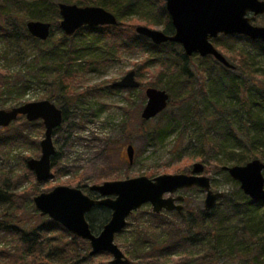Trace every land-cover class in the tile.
I'll return each mask as SVG.
<instances>
[{
    "label": "trees",
    "instance_id": "obj_1",
    "mask_svg": "<svg viewBox=\"0 0 264 264\" xmlns=\"http://www.w3.org/2000/svg\"><path fill=\"white\" fill-rule=\"evenodd\" d=\"M60 3L103 7L115 14L119 25L84 27L68 37L60 28ZM128 20H141L152 26L163 25L167 35L174 32L165 0H0V39L3 44L0 59L22 60L37 51V56L44 60H40L43 64L40 78H47L50 85L56 87L55 90L67 95L72 90L71 82L76 78V71L72 68L78 59L76 54L82 51L88 36L100 33L104 38L121 40L122 48L145 50L148 59L157 63L160 72H163L160 75H164L165 67L172 74L173 79L169 83L155 85L156 88L166 89L171 94V100L168 109L159 115L145 136L151 146H162L169 138L182 133L187 137L186 150L197 148L203 151L206 155L204 161L216 166L222 163L217 157L224 153L230 159L227 161H234V165H245L259 156L264 158V85L249 86L246 80H239L233 75L235 70H240L245 75H257L264 79V63L262 70L255 69V56L251 52L257 51L258 56L264 58V44L239 35H222L214 41L215 45L239 57L241 67L233 65L234 70H231L212 57L196 56L193 58L197 61L194 71L187 63L189 59L176 44L155 45L148 38L137 34L124 38L121 27H125L123 24ZM28 21L52 23L51 36L45 41L51 42L49 48L45 49V42L30 35L26 27ZM56 32L61 33L59 38H56ZM238 44L243 47L238 48ZM145 67L138 68L143 71ZM259 71L261 75H258ZM1 72L3 83L8 88L22 87L25 90L27 84L32 82L29 73L25 74L21 70L16 74L11 73L9 66ZM11 74L21 79L19 83L11 82L17 85L9 86L11 83L8 80L13 77ZM50 96L46 98L52 100ZM220 99L226 101L224 105H219ZM70 102L71 99L66 104ZM211 105L216 108L218 105L220 109L216 110ZM174 107L175 110H171ZM59 108L63 110L66 122L68 117L63 103ZM13 138L29 140L25 134L18 133ZM59 155L56 152L52 159V178L66 175L58 167L61 160ZM25 159L29 161V157ZM30 175L35 177L31 171ZM227 178L235 185V190L226 194L210 212L202 210L191 214L185 208L182 213H176L178 218L182 216L179 223L167 222L163 214L153 213V222L145 228L147 230L136 231L133 235V247L137 254L133 259L143 263L152 257L169 256L171 250L185 247L192 257H202L196 260L198 264H264V225L258 215L264 203L245 196L239 183L229 175ZM70 185L81 189L79 182H71ZM5 187V184L0 186V201H12L15 204L13 195ZM96 207L87 215L94 234L109 221L111 213L106 208ZM98 212H101V216L95 215ZM46 220L40 226L25 228L15 218L0 221V234L4 241L0 246V264H81L95 259L90 256L88 242L53 220ZM156 230L160 232L158 235L154 233ZM149 234L157 238L148 239ZM162 234H166L165 240L158 242ZM82 248L87 254L81 255ZM127 252L130 253V250L127 249Z\"/></svg>",
    "mask_w": 264,
    "mask_h": 264
},
{
    "label": "rangeland",
    "instance_id": "obj_2",
    "mask_svg": "<svg viewBox=\"0 0 264 264\" xmlns=\"http://www.w3.org/2000/svg\"><path fill=\"white\" fill-rule=\"evenodd\" d=\"M131 20L124 22L125 27H121L124 38H130L137 34L136 29L139 26L158 31L164 30V26L160 24L152 26L141 20ZM254 24L264 26V15L257 17ZM60 35V32H56V38H59ZM45 43V49L51 46V42ZM121 43V40L104 38L100 33L89 35L83 44L82 51L76 54L78 59L72 66L76 71V78L71 82L72 90L67 95L61 90H55L56 87L51 86L47 78H40V67L43 65L41 62L44 60L37 56V51L31 52L28 57L22 60L0 59V110L10 111L27 103L49 100L46 97L51 95L52 100L49 101L58 108L63 103L68 117L60 130L53 136L56 152L60 153L61 159L58 162V167L61 171H65L66 175L51 177L44 183H38L35 177L32 178L28 166L29 161L26 162L25 159L26 157H29V160L41 157L40 143L45 132L43 122L41 120L28 122L24 116H20L7 128H0V186L5 184V190L13 195L12 200L16 202L14 204L12 201L10 203L0 201V221H3L4 218H15L22 228L42 225L47 222L46 219L50 218L41 216L35 208L34 197L48 193L58 186L76 188V185H70L71 182H79L81 189L86 192L87 187L106 181L126 180L141 176L152 179L160 175L190 174L196 163L205 166V171L202 174L211 179L214 192H223L226 195L235 190V185L227 178L229 174L222 170V167L235 166L234 161H227L230 160L227 154L224 153L223 156L217 157L222 161L217 166L205 162L206 155L203 151L197 148L186 150L187 137L182 133L169 138L159 147H153L146 141V134L160 114L147 122L141 118V113L147 103L145 91L149 87L156 88L157 83H169L173 79L172 74H169L165 67L163 68L164 75H160L163 72H160L157 63H154L151 58L148 59L145 50L142 48L128 50L122 48ZM2 47L0 39V50ZM237 47L242 48L243 45L238 44ZM217 49L231 64L241 67L239 57L221 48L217 47ZM251 52L255 56V69L262 70L264 58L259 57L257 51ZM196 62L194 59L187 61L194 71ZM7 66L11 68V73L16 74L19 70L24 71L25 74L29 73L28 76L31 77L32 82L27 84L25 90L22 87L8 88L3 83L1 71ZM139 66H146V69L141 71ZM131 71L136 73V80L140 83V87L137 89L115 88L114 84L121 81ZM15 74H11L13 77L8 80L9 83L21 81L14 76ZM233 75L239 80H246L249 86L264 85V79L257 75H245L240 70H235ZM258 75H261V71ZM15 83H11L9 86L17 85ZM157 89L165 90L170 96V102L171 94L166 89ZM70 99L71 102L67 105L66 103ZM218 101L219 105H224L226 102L223 99ZM211 107L216 108L214 105ZM175 108H171V110H175ZM217 108L220 109V106L217 105ZM217 108L216 110H218ZM16 133L25 134L29 140L13 138ZM176 137H178L177 142ZM246 142H248L247 138ZM129 145H132L135 150L132 164L129 163L126 152ZM257 159L264 163V158L261 156ZM113 178L115 180H112ZM179 195L185 197L183 205L186 212L195 214L205 210L206 193L203 190L198 188L183 190ZM152 214V206L144 205L128 218L126 228L115 237V244L127 256L129 264H134V262L136 264H198L199 262L196 260H201L202 257L196 255L192 257L191 252L185 247L171 250L169 256L152 257L149 260H144L143 263L133 259L137 256L133 247L135 241L133 235L136 231L147 230L145 228H148L153 222ZM95 215L101 216V212ZM258 215L264 225V207L261 208ZM162 217L167 222L173 223H179V218L182 219V216L178 218L176 213L168 212H164ZM102 229L103 227L98 230L97 235ZM157 231L154 233L158 235L160 232ZM165 237L166 234H162L158 242L165 240ZM156 238V235L149 234L148 236V239ZM147 241L149 242V240ZM3 242L0 234V246L3 245ZM127 249L130 250V253L127 252ZM90 251L91 248L89 253ZM80 252L81 255L87 254L84 248ZM104 254L93 256L95 258L93 261L87 260L81 264L109 263L112 257L108 254L106 257Z\"/></svg>",
    "mask_w": 264,
    "mask_h": 264
},
{
    "label": "water",
    "instance_id": "obj_3",
    "mask_svg": "<svg viewBox=\"0 0 264 264\" xmlns=\"http://www.w3.org/2000/svg\"><path fill=\"white\" fill-rule=\"evenodd\" d=\"M165 6L174 28L172 35L145 26L136 29L139 36L148 38L155 45L179 44L188 57L195 54L202 58L212 56L225 67L233 69L234 66L217 50L212 40L220 35H240L264 44V26L254 24L257 17L264 15L263 0H165ZM58 10L60 28L68 37L84 27L119 25L115 14L99 6L80 7L60 3ZM26 27L32 37L42 42L47 41L52 33V24L48 22L28 21ZM114 87L137 89L140 83L136 80V73L131 71ZM145 95L147 103L141 118L147 122L167 109L170 96L165 90L153 87L147 88ZM20 116L28 122H43L45 132L40 143L41 157L30 159L28 166L38 183L47 182L52 177V159L56 155L53 136L64 123V112L49 100L27 103L10 111L0 110V128H7ZM134 151L132 145L127 146L131 164ZM223 170L239 183L245 196L264 203V163L261 160L223 167ZM204 171L205 166L196 163L190 174L160 175L152 179L141 176L92 185L90 191L97 193L101 197L99 200L79 188L58 186L34 197L33 201L41 216H48L71 234L89 242L91 257L105 253L112 257L110 264H127L129 259L115 244V237L126 228L128 218L144 205L150 204L155 214L164 211L181 213L185 197L174 195L192 188L206 193L204 208L207 212L224 198L223 192H214L211 179L202 174ZM96 206L111 212L109 221L98 235L92 232L87 220V215Z\"/></svg>",
    "mask_w": 264,
    "mask_h": 264
},
{
    "label": "flooded vegetation",
    "instance_id": "obj_4",
    "mask_svg": "<svg viewBox=\"0 0 264 264\" xmlns=\"http://www.w3.org/2000/svg\"><path fill=\"white\" fill-rule=\"evenodd\" d=\"M264 1V0H263ZM169 14V13H168ZM173 27V26H172ZM173 30H174V28H173ZM174 33V32H173ZM220 36H222V35H220ZM219 36V37H220ZM233 36H235V35H233ZM240 36V35H239ZM218 37V38H219ZM244 37V36H243ZM218 38H216V39H214V40H212V43L214 44V46L216 47V45H215V43H214V41L215 40H217ZM176 45H178L182 50H183V48H182V46L181 45H179V44H176ZM217 48V47H216ZM218 50V49H217ZM219 51V50H218ZM220 52V51H219ZM183 53H184V56H186V54H185V52H184V50H183ZM221 53V52H220ZM222 54V53H221ZM196 56H198V57H200L198 54H195V55H193V56H191V57H188V56H186L187 57V59H193L194 57H196ZM208 57H212V56H208ZM200 58H202V57H200ZM207 58V57H206ZM212 58H214V57H212ZM215 59V58H214ZM216 60V59H215ZM217 61V60H216ZM217 62H219V61H217ZM220 63V62H219ZM221 64V63H220ZM223 65V64H222ZM224 66V65H223ZM225 67V66H224ZM227 68V67H226ZM229 69V68H228ZM100 185V184H99ZM91 187V186H90ZM90 187H87V191L85 192L83 189H81L85 194H87V195H89V196H91L93 199H96V200H99V199H101V197L97 194V193H93V192H91L90 191ZM77 188V187H76ZM80 189V188H79ZM178 195V194H177ZM177 195H175V196H177ZM97 208V207H96ZM104 208V207H103ZM95 209V208H94ZM93 209V210H94ZM110 211V210H109ZM92 212V211H91ZM90 214V213H89ZM110 216H111V213H110Z\"/></svg>",
    "mask_w": 264,
    "mask_h": 264
}]
</instances>
